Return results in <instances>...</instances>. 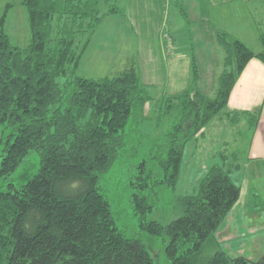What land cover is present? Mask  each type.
<instances>
[{"label": "trees", "instance_id": "1", "mask_svg": "<svg viewBox=\"0 0 264 264\" xmlns=\"http://www.w3.org/2000/svg\"><path fill=\"white\" fill-rule=\"evenodd\" d=\"M117 1L21 0L25 47L13 45L5 30L13 6L6 5L0 17V128L10 131L6 141L0 139V178L31 152L39 158L36 174L0 192V264H154L144 245L117 227L100 186L128 139L141 133L144 111L154 100L140 80L137 58L111 76L63 80L77 69L105 18L120 14ZM164 38L170 48L171 37ZM258 42L261 51L254 53L227 34L217 35L224 58L213 95L194 87L192 57L190 87L160 100V117L172 119L162 177L139 178L131 208L142 233L166 240L169 264H253L221 251L204 254L240 197L222 166L204 175L194 195L176 198L180 218L163 226L148 215L159 190L176 187L186 144L226 109L247 64L257 60L264 66V33ZM249 116L253 127L258 116Z\"/></svg>", "mask_w": 264, "mask_h": 264}, {"label": "rangeland", "instance_id": "2", "mask_svg": "<svg viewBox=\"0 0 264 264\" xmlns=\"http://www.w3.org/2000/svg\"><path fill=\"white\" fill-rule=\"evenodd\" d=\"M180 1L187 9H190L188 3H185L186 0ZM20 2L21 0H0V17L6 11V5L11 4L13 7L6 14L5 29L13 45L25 47L28 44V32L23 16L24 10L19 5ZM165 3L167 0H118L117 7L120 9V14L105 18L88 44L77 69L67 78H63L67 81L78 77L96 80L111 76L116 67L121 64L124 66L127 59L136 58L140 54L139 66L137 65L138 72L140 70V79L142 84L152 85L150 95L154 100L147 105L144 111L146 121L139 125L141 133L128 139V145L111 171L102 177L100 186L107 196L117 227L126 235L138 239L144 245L154 264H169L164 250L166 240L152 238L140 231L138 221L133 215L131 201L132 194L136 191L135 184L138 183L139 178L145 176V173H151L156 181L162 177L159 165L166 159L169 148L167 135L170 132L172 119L160 117V108L162 107V104H159L160 100L169 96L171 92L179 94L181 90H186L190 86L192 57L188 59L187 55L191 54L195 55L198 71V80L194 83V87L196 86L199 90L201 86L206 95H212L217 78L222 72L221 62L224 58L220 47H214L212 43L205 41L203 24H194V26L189 24L185 26V30L174 31L176 13L180 14L179 7L175 11L174 5L169 4L168 22L165 24L164 18L167 12L164 8ZM195 11H201L204 15L207 13L204 7H198ZM191 16L196 18L195 14H191ZM191 16L188 14L189 22L193 20ZM177 21H179V17ZM190 28L193 29V34L190 31L186 32ZM166 34H169L173 40L170 47L172 50L167 46L168 43L164 38ZM187 34L191 36L192 41L190 40V42L193 48L186 46ZM161 42H164L166 57L173 56V60L178 59V73L169 77V86H174L177 91L161 87L166 82L164 60L161 55L157 59L154 53L155 51L160 53L162 50ZM202 43L203 45L200 46ZM152 53L154 55L151 58L150 54ZM107 59H115V62L109 63ZM210 123V126L205 127L206 135L201 146L204 148L207 145V151L205 149L196 150L195 142L190 141L186 144L176 187L171 190L162 187L159 190L158 202L154 204L151 214L148 215L149 221L166 226L182 216V211L177 207L175 200L177 197L196 193L197 186L205 175L202 173L203 170L199 171L198 165L200 164L210 163L216 159V166H222L226 172L229 173L228 169L234 168L233 171H230L229 177L238 187L245 186L242 181L246 180V175H255L254 166L248 170L245 169V171L235 170L237 165L242 166L246 160L245 153L251 138L252 129L250 126H244L245 119L240 118L233 125L217 119ZM9 134V129L2 131L0 128L2 141H6ZM222 142L227 143L225 148L221 145ZM3 147L4 145L0 144V156ZM215 153H218L217 158L214 157ZM223 164H226V167ZM38 166L39 158L36 153L31 152L15 172L7 178H0V192L6 191L8 185L18 186L25 182L27 178L36 174ZM250 182L248 181V183ZM254 186L256 187V183ZM252 195L257 196L255 200L264 203V193L257 192ZM252 207L256 210L254 217L245 216L246 218H244L243 215H240L234 221V216H231L225 224L222 223L219 230L225 225L224 232L226 234L222 233L220 240L206 246L204 251L206 258H210L216 251H221L231 259L242 257L253 264H264V245H261L262 241H257L256 244L250 238L251 232H249L251 222H255L257 228L264 227V207H261L257 202L256 206L252 205ZM252 237L261 238L262 234L256 233Z\"/></svg>", "mask_w": 264, "mask_h": 264}, {"label": "crops", "instance_id": "3", "mask_svg": "<svg viewBox=\"0 0 264 264\" xmlns=\"http://www.w3.org/2000/svg\"><path fill=\"white\" fill-rule=\"evenodd\" d=\"M185 3H188L189 8L192 10L187 9L184 3H182V1L180 0H174V2L173 0H167V3H165L164 5V8H166L167 10L164 18L165 24L168 22L169 4L174 5L173 9L175 11H177L178 7L181 11L180 14L178 12L176 13L177 18L175 23L176 26L174 29L175 32H180L181 29L185 30V26L189 24H192L193 26L194 24H203L205 41H209L214 45V47H218V45L216 44V36L224 33L229 35V37H231L232 39L240 41L249 49H251L254 53H259L261 51V46L258 42V37L260 36V33H264V0H186ZM198 7L206 8L207 13L204 15V13H202L201 11H198L199 13L195 11V9H197ZM188 14L190 16L191 14H195L196 18L194 19L191 16L193 20L192 22H189ZM23 16L25 18V13H23ZM178 17L179 21H177ZM191 28L189 30H186V32L190 31V33L193 34V29ZM185 39H187V48H193V45L190 42V40L192 41L190 34H187ZM161 44L162 50H160V53L158 51L154 52L157 59L160 58L161 55L164 60L163 66L166 76V82L165 85L161 87H165L166 90L170 89L171 91H177L175 90L174 86H169V77L171 75H177L178 59L173 60V56L171 58H167L165 55V45L163 42H161ZM202 45L203 43L200 46ZM154 53L150 54L151 58L153 57ZM146 55L148 56L147 53ZM191 55H187V58L189 59L193 56L195 58V55ZM136 58L140 59V54L138 57L136 56ZM139 59L137 61L138 66ZM107 61L109 63H111V61L112 63H114L115 59H107ZM138 74L140 77V70ZM143 84L146 86L150 85V88L152 86L151 84ZM189 87L190 86H188V88ZM184 90H181L179 93L183 92ZM199 91L205 94L201 86ZM176 93L178 92H171L169 96L178 95ZM249 114H256L258 116L257 124L253 127L250 125L251 117L249 116ZM232 116L233 118H231ZM240 118L245 119L244 126H250L252 132L248 148L245 153L246 160L243 162L242 166L237 165L235 167V170L245 171V169L248 170L251 166H254L255 175H246L247 181L242 179V182L245 186L243 187L241 185V187H239V200L237 204L233 207L223 224H225V222L231 216H234V221H236L237 217H239L240 215H243L244 218H246L245 216L254 217V213L256 212V210L253 209L254 206L252 207V205L256 206V202L257 204H260L261 207H264V203L262 201L260 202L259 200H255L257 196L252 195V193L255 194L257 192L261 194L264 193V66L257 60H251L247 64L245 70L239 77L237 83L235 84V87L231 92L226 109L222 111L219 116H217L215 119L223 120L233 125L236 124V122H238ZM210 124L211 123H209L207 127L210 126ZM205 129L203 130L202 136H199L195 140H192V142H195L196 144H194V148L198 151H201V149H205V151H207V145H205L204 148L201 147L204 143V137L206 135ZM226 144V142L221 143L223 148H225ZM218 153H215L214 157L217 158ZM208 163L209 162L198 165L199 171L203 170L202 173L206 174L212 167L217 165L216 159L211 161L209 164ZM225 165L226 164H223L224 167H226ZM228 170L229 174H231L230 171H233L234 168H229ZM230 179L232 181V178ZM248 181L251 182L248 183ZM254 183H256V187L254 186ZM224 226H222L219 232L215 235L216 241L221 239L220 235L222 233L226 234V232H224ZM249 232H251L250 238L254 240L256 244L257 241H262L261 245H264V227L257 228L255 222H251L249 226ZM256 233L262 234V237L253 238L252 236ZM256 244L255 246H257Z\"/></svg>", "mask_w": 264, "mask_h": 264}]
</instances>
